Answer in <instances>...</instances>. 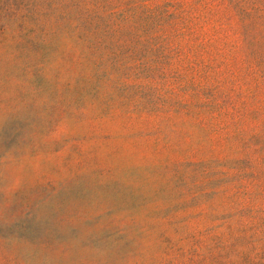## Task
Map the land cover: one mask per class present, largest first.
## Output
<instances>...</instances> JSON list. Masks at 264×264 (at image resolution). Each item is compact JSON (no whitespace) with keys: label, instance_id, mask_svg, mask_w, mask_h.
Masks as SVG:
<instances>
[{"label":"rangeland","instance_id":"374dc122","mask_svg":"<svg viewBox=\"0 0 264 264\" xmlns=\"http://www.w3.org/2000/svg\"><path fill=\"white\" fill-rule=\"evenodd\" d=\"M0 264H264V0H0Z\"/></svg>","mask_w":264,"mask_h":264}]
</instances>
